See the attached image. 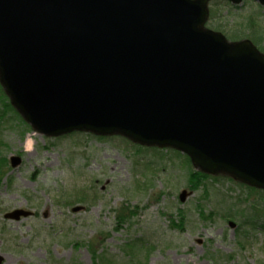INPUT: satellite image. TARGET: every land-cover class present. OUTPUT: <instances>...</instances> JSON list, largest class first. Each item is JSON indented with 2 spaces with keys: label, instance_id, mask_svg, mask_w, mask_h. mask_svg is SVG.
<instances>
[{
  "label": "water",
  "instance_id": "water-1",
  "mask_svg": "<svg viewBox=\"0 0 264 264\" xmlns=\"http://www.w3.org/2000/svg\"><path fill=\"white\" fill-rule=\"evenodd\" d=\"M210 1L0 0V84L38 134L121 135L264 190V55L204 29Z\"/></svg>",
  "mask_w": 264,
  "mask_h": 264
},
{
  "label": "rangeland",
  "instance_id": "rangeland-1",
  "mask_svg": "<svg viewBox=\"0 0 264 264\" xmlns=\"http://www.w3.org/2000/svg\"><path fill=\"white\" fill-rule=\"evenodd\" d=\"M210 10L208 27L226 36L264 33V7L255 0L217 1ZM2 104L0 96V159L9 167L0 185L4 264H264V195L219 176L207 195L201 188L181 203L196 170L181 152L118 136L48 138L2 113ZM11 156L22 158L19 168L10 167ZM16 209L35 214L4 218ZM180 210L183 230L172 226Z\"/></svg>",
  "mask_w": 264,
  "mask_h": 264
},
{
  "label": "trees",
  "instance_id": "trees-1",
  "mask_svg": "<svg viewBox=\"0 0 264 264\" xmlns=\"http://www.w3.org/2000/svg\"><path fill=\"white\" fill-rule=\"evenodd\" d=\"M215 12L214 11H211L210 10V20L209 21H212L214 19V17L216 16L214 14ZM209 26V25H208ZM214 27L212 26V29ZM215 30L218 32H223L222 29L220 28H217L215 27ZM229 39L233 40V41H237V40H240L241 38L238 39V36L233 33V34H230V35H227ZM247 38L250 39L255 45H257L259 48L263 45L264 43V33H260L259 31H253L252 34H247ZM263 52H264V47L261 49ZM0 96H1V99H2V113H13L14 116H17L22 124L24 123L23 120L20 118V116L16 113V111L13 109V107L11 106L10 104V101L8 99V97L5 95V93L3 92L1 86H0ZM24 125H26L24 123ZM0 144H2L0 142ZM189 162V161H188ZM190 164V162H189ZM8 160L6 159H0V185H1V182L2 180L6 177V174L8 172ZM190 173H189V188L195 192L201 188L204 189V193L207 195L208 193V182L210 179H213L214 181H218L219 179L217 177H212V176H209L207 174H204V173H201V172H195L194 170H191V168L189 169ZM243 186V185H241ZM245 188L248 189V191L252 194H255L254 196H262L264 195V191H259V190H256V189H253V188H249V187H246V186H243ZM127 210L126 209H123V210H120L118 212V215H117V218L119 221L125 219V217L127 216ZM179 215H180V218H179V222H176L174 220H172V226L175 228V229H179V230H183L184 229V215H183V211H179ZM124 222V220H123ZM253 225V224H251ZM262 229L264 230V226H262Z\"/></svg>",
  "mask_w": 264,
  "mask_h": 264
},
{
  "label": "bare ground",
  "instance_id": "bare-ground-1",
  "mask_svg": "<svg viewBox=\"0 0 264 264\" xmlns=\"http://www.w3.org/2000/svg\"><path fill=\"white\" fill-rule=\"evenodd\" d=\"M30 145H31V142H30Z\"/></svg>",
  "mask_w": 264,
  "mask_h": 264
}]
</instances>
